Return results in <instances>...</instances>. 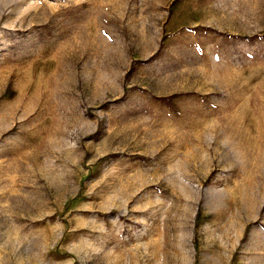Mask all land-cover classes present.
Segmentation results:
<instances>
[{
    "label": "rangeland",
    "instance_id": "374dc122",
    "mask_svg": "<svg viewBox=\"0 0 264 264\" xmlns=\"http://www.w3.org/2000/svg\"><path fill=\"white\" fill-rule=\"evenodd\" d=\"M0 264H264V0H0Z\"/></svg>",
    "mask_w": 264,
    "mask_h": 264
}]
</instances>
